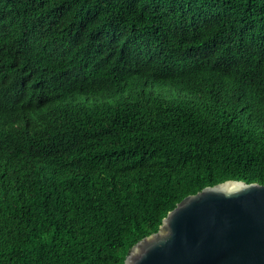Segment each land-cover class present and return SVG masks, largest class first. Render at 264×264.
Wrapping results in <instances>:
<instances>
[{
	"label": "trees",
	"instance_id": "trees-1",
	"mask_svg": "<svg viewBox=\"0 0 264 264\" xmlns=\"http://www.w3.org/2000/svg\"><path fill=\"white\" fill-rule=\"evenodd\" d=\"M227 179L264 183V0H0V264H124Z\"/></svg>",
	"mask_w": 264,
	"mask_h": 264
},
{
	"label": "water",
	"instance_id": "water-1",
	"mask_svg": "<svg viewBox=\"0 0 264 264\" xmlns=\"http://www.w3.org/2000/svg\"><path fill=\"white\" fill-rule=\"evenodd\" d=\"M124 264H264V183L227 179L188 194Z\"/></svg>",
	"mask_w": 264,
	"mask_h": 264
}]
</instances>
